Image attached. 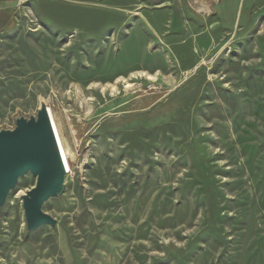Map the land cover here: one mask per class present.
I'll list each match as a JSON object with an SVG mask.
<instances>
[{
	"label": "rangeland",
	"instance_id": "rangeland-1",
	"mask_svg": "<svg viewBox=\"0 0 264 264\" xmlns=\"http://www.w3.org/2000/svg\"><path fill=\"white\" fill-rule=\"evenodd\" d=\"M0 0V130L50 106L69 165L0 264H264V0ZM64 142V143H63Z\"/></svg>",
	"mask_w": 264,
	"mask_h": 264
},
{
	"label": "water",
	"instance_id": "water-1",
	"mask_svg": "<svg viewBox=\"0 0 264 264\" xmlns=\"http://www.w3.org/2000/svg\"><path fill=\"white\" fill-rule=\"evenodd\" d=\"M28 171L37 176L35 186L23 199L28 227L53 224L55 220L42 211V205L56 194L65 173L44 105L36 117L19 118L13 129L0 130V202Z\"/></svg>",
	"mask_w": 264,
	"mask_h": 264
},
{
	"label": "bare ground",
	"instance_id": "bare-ground-1",
	"mask_svg": "<svg viewBox=\"0 0 264 264\" xmlns=\"http://www.w3.org/2000/svg\"><path fill=\"white\" fill-rule=\"evenodd\" d=\"M46 111H47V114H48V117H49V121H50V125H51V128L53 130V133H54V136H55V139H56V142H57V146H58V149H59V153H60V156H61V159H62V163H63V167H64V170L68 167L69 165V157H68V150L65 149L64 147V144H62V141H61V138H60V132H59V125L57 124V120L55 119L52 111L49 109V105L46 106ZM64 143V142H63ZM70 156V155H69ZM71 157V156H70Z\"/></svg>",
	"mask_w": 264,
	"mask_h": 264
},
{
	"label": "built area",
	"instance_id": "built-area-1",
	"mask_svg": "<svg viewBox=\"0 0 264 264\" xmlns=\"http://www.w3.org/2000/svg\"><path fill=\"white\" fill-rule=\"evenodd\" d=\"M25 0H18L17 3H22L24 2Z\"/></svg>",
	"mask_w": 264,
	"mask_h": 264
}]
</instances>
